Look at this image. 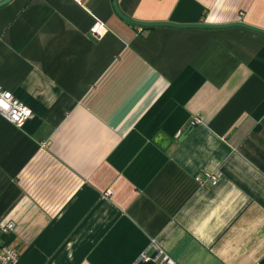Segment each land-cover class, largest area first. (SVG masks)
Here are the masks:
<instances>
[{"label": "crops", "instance_id": "0c3cea01", "mask_svg": "<svg viewBox=\"0 0 264 264\" xmlns=\"http://www.w3.org/2000/svg\"><path fill=\"white\" fill-rule=\"evenodd\" d=\"M116 2L138 21L264 29V0ZM0 84L33 112L20 128L0 115L18 264H158L140 260L153 242L177 264H264L263 33L137 26L112 0H11ZM206 172L216 183L196 181Z\"/></svg>", "mask_w": 264, "mask_h": 264}, {"label": "built area", "instance_id": "2783aa9c", "mask_svg": "<svg viewBox=\"0 0 264 264\" xmlns=\"http://www.w3.org/2000/svg\"><path fill=\"white\" fill-rule=\"evenodd\" d=\"M78 4H82L84 0H74ZM90 32L96 38H102L107 33V28L100 22H95L90 28ZM0 115L8 122L16 127H22L31 117L33 112L30 107L21 102L14 94L3 88L0 84ZM200 119L195 118L191 121V125L199 123ZM44 145V144H43ZM219 177L218 173L206 172L202 177H197L196 181L200 184L210 182L216 183ZM14 229V223L8 222L5 224L0 223V264H18L19 255L17 251L4 242V236L11 233ZM154 249L153 256H147L142 253L140 256L141 261H155L158 264H177L169 255H167L157 244H151Z\"/></svg>", "mask_w": 264, "mask_h": 264}, {"label": "water", "instance_id": "95a60500", "mask_svg": "<svg viewBox=\"0 0 264 264\" xmlns=\"http://www.w3.org/2000/svg\"><path fill=\"white\" fill-rule=\"evenodd\" d=\"M11 0H1L0 1V6H3L10 2ZM113 2V7L116 11V13L126 22L130 24H134L137 26H142V27H153V26H172V27H178V28H187V27H195V28H226V27H232V26H240L244 27L253 31L261 32L264 34V29L256 28L251 25H248L244 22L241 21H235L232 23H226V24H207V23H196V24H179V23H171V22H165V21H159V22H147V21H138L131 19L121 13L117 6L116 0H112ZM154 141L159 144L161 147H166L168 144L169 140L167 137L161 133L157 134L156 137L154 138Z\"/></svg>", "mask_w": 264, "mask_h": 264}]
</instances>
